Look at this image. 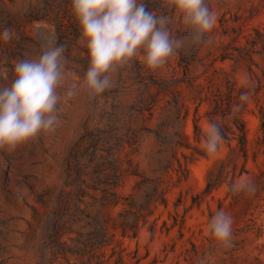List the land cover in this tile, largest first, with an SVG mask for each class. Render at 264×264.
Returning <instances> with one entry per match:
<instances>
[{
  "label": "rangeland",
  "instance_id": "1",
  "mask_svg": "<svg viewBox=\"0 0 264 264\" xmlns=\"http://www.w3.org/2000/svg\"><path fill=\"white\" fill-rule=\"evenodd\" d=\"M143 3L147 11L170 17V34L182 38L183 46L154 71L143 54L113 68L111 86L91 97L79 87L90 58L72 0H0V36L5 29L14 33L11 40H0V88L15 80L16 62L42 55L44 37L65 49L68 77L58 91L63 95L77 85V94L58 105L54 132L12 152L0 150V264H264V139L258 116L264 109V0H205L216 20L199 43L188 38L181 14L165 0ZM180 51L189 57L187 69ZM226 77L233 82L232 109L245 124L247 145L243 152L235 139L220 138L209 153L207 111L217 99L226 101ZM159 80L169 88L159 91L154 83ZM241 91L248 94L243 101ZM144 99L151 104L145 106ZM177 131L182 145L173 142ZM127 158L141 175H127L116 190L137 204L148 200L137 235L116 233L92 258L63 257L53 242L45 246L51 205L38 193L50 187L46 197L56 196L64 171H128ZM241 183L243 190L234 192L232 186ZM67 189L74 191V184ZM100 194L89 189L79 205L92 208L93 196ZM104 210L114 222L132 218L119 215L122 204ZM221 211L232 220L227 243L209 228ZM81 223L59 238L73 245ZM118 253L123 263H115Z\"/></svg>",
  "mask_w": 264,
  "mask_h": 264
},
{
  "label": "clouds",
  "instance_id": "2",
  "mask_svg": "<svg viewBox=\"0 0 264 264\" xmlns=\"http://www.w3.org/2000/svg\"><path fill=\"white\" fill-rule=\"evenodd\" d=\"M175 8L189 28L193 43L204 41L215 25V13L205 0H165ZM72 13L81 29L80 42L88 50L90 62L80 88L91 97L111 86L110 70L122 66L140 54L150 70L162 67L183 46L168 29L170 17L149 12L143 0H72ZM42 22L37 30L42 29ZM14 33L5 29L0 40L7 42ZM46 40L42 55L15 63V80L0 88V150L12 152L18 146L35 140L41 133H51L59 124L58 105L77 94L73 84L63 95L58 91L68 77L63 46ZM243 93L241 99L247 98ZM205 147L214 153L220 140L219 128L211 125L206 132ZM246 185H233L234 192ZM231 217L223 211L212 219L209 228L218 240L227 243L231 236Z\"/></svg>",
  "mask_w": 264,
  "mask_h": 264
},
{
  "label": "trees",
  "instance_id": "3",
  "mask_svg": "<svg viewBox=\"0 0 264 264\" xmlns=\"http://www.w3.org/2000/svg\"><path fill=\"white\" fill-rule=\"evenodd\" d=\"M54 7L58 8L56 2H54ZM180 55L181 62L184 63L183 66L187 69L189 57L182 51H180ZM223 58L225 57H221V59ZM142 67L138 63L137 73L139 75L143 73ZM226 80L229 88L225 94L226 101L222 103L221 99H217L207 111V117L211 125H216L219 128L220 138L225 141L235 139L240 149L244 152L247 145L246 127L239 113L232 109L231 87L233 82L231 79H227V77ZM154 83L157 85L159 91L165 90L170 86V83L166 80H159ZM241 93L243 94L244 91H241ZM150 98H153V95H150ZM143 104L147 106L151 104V101L144 99ZM219 115L221 116V120L218 119ZM258 116L261 137L264 139L263 108L259 109ZM198 132L199 125L194 121V133L197 135ZM176 134V139L173 142L182 145L183 143L179 139L180 133L177 131ZM205 138L207 139V137ZM126 162L129 166L127 167L128 171H64L65 178L56 196L51 199L46 197L51 190L50 187L38 193L39 200L45 206L49 207L51 205L49 207V218L45 225L50 241L45 239V246L53 242L57 246V252L63 255V257H67L68 253H77L80 255L86 254L88 258H92L98 254L96 252L97 249L108 245L116 233H119L121 236L137 235V230L141 224L139 223V217L142 216L141 210L145 208L148 200L137 204L129 196H122L116 190L127 175H141L140 171H137L133 165L131 158H127ZM183 176H186V171L183 172ZM70 184H74V191L67 189V186ZM89 189L99 190L101 194L100 196H93L94 202L91 205L93 206L92 208L88 206L81 207L79 202L82 199V195ZM118 204H122L123 207L119 215L125 216L126 214H131L132 218L130 220L122 219L119 222H114L112 216L104 210ZM66 215L68 217H65ZM76 221H82V223L79 229L76 230L77 236L74 238L75 242L73 245H67L64 240L59 238L60 234L61 232L73 231V223ZM149 228L152 232L153 227L150 226ZM52 253L56 256V251L53 250ZM123 261V254L118 253L115 263H123Z\"/></svg>",
  "mask_w": 264,
  "mask_h": 264
}]
</instances>
